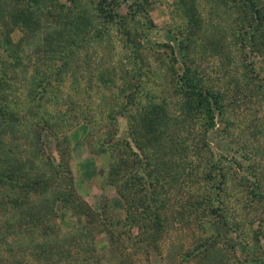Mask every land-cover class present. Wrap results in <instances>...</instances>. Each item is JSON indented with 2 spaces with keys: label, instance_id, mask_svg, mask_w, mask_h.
Here are the masks:
<instances>
[{
  "label": "rangeland",
  "instance_id": "1",
  "mask_svg": "<svg viewBox=\"0 0 264 264\" xmlns=\"http://www.w3.org/2000/svg\"><path fill=\"white\" fill-rule=\"evenodd\" d=\"M244 1L10 0L13 11L10 18H4V26L9 29L8 39L24 48L18 56L8 53L18 65L6 72L7 77L14 76L11 82L16 84L15 94L8 90L5 103L15 119L5 111L0 113V172L20 168L24 175L19 179L23 185L13 193L7 186L10 179L0 174V264H217L220 260L233 264L241 259L264 264V195L258 194L264 192V47L248 44L245 29L236 28L245 12L255 17ZM251 1L264 11V0ZM22 22L39 31L35 41L33 36L20 40L23 35L17 23ZM61 25H67L72 37L84 39L82 60L72 59L74 64L67 67L62 61H53L51 55H60L48 51L40 35L41 27ZM6 56L1 47L0 65ZM52 64L49 74L42 78L47 74L43 69ZM134 66L139 68L135 72ZM186 68V75L218 92L225 105L223 114L215 110V126L206 133L203 113L201 117L186 111L196 99L189 95L186 110L179 109L185 96L177 84L182 83ZM66 69L70 70V80L61 83L56 101L38 99L43 79L58 70L65 75ZM99 71L118 92H108L112 98L118 95L116 100L98 96L103 92L97 93ZM127 73L131 74L126 84L131 91H127L135 92L134 88L141 86L134 97L120 91L123 80H128ZM31 88L36 89L35 94ZM164 100L169 113L185 129L175 143L182 145L181 152L187 147L190 154L189 163H179V180L167 172L175 181L168 180L165 188L173 186L174 191L169 192L183 207L202 195L214 196L220 182L211 172L216 165L225 183L223 209L214 217L203 205L185 216L189 220L177 230L166 226L153 230V240L145 237L142 227L119 235L125 231L122 224L116 225L124 218L123 200L115 185L105 179L108 158L95 152L105 147L101 145L105 144L104 136H110L111 144L114 140L128 142L136 150L130 136H136L138 126L132 116L139 112V105ZM110 103L118 105L109 113ZM120 104L128 107L119 112ZM73 114L78 115L74 123L69 120ZM41 122L46 123V130L41 129ZM146 137L139 140L149 149L146 152H158V146ZM205 139L208 146L203 145ZM119 149L125 157L128 148L120 144ZM8 157L14 166L7 165ZM175 160L178 163L181 159ZM236 160L250 176L237 169ZM44 172L50 177L46 188L42 184L34 191L32 180L27 179L31 176L35 180ZM249 181L259 188L248 186ZM71 189V200L63 205V194ZM250 190L260 199L252 197ZM174 206L177 210L175 201ZM42 213L49 218L42 221ZM46 233L59 234L72 243L49 253L50 247L40 242ZM206 248H213L215 253L202 263L194 256H202ZM180 249V257H173ZM187 249L190 254L183 256Z\"/></svg>",
  "mask_w": 264,
  "mask_h": 264
},
{
  "label": "trees",
  "instance_id": "2",
  "mask_svg": "<svg viewBox=\"0 0 264 264\" xmlns=\"http://www.w3.org/2000/svg\"><path fill=\"white\" fill-rule=\"evenodd\" d=\"M247 4L248 5H245L250 7L252 13L255 14V17H253L252 14L248 16V14H245V12L242 17L237 20L238 22H236V28L241 27L245 29L243 34H245L244 38H246L248 44L257 46V43H259L262 47H264V11H262L261 8L258 7V5L254 1L247 0ZM12 11V2L10 3V0H0V49L1 47L4 48L5 53L7 54V58H5L6 61L2 62V64L0 65V98L3 100L2 104L0 100V113L2 111H5L8 113V115L11 116V118L15 119L13 117L14 113L8 112V108L5 107V103L8 100L6 96H9L8 90H10L13 95L16 92V84L11 82V79H14V76L11 75L10 77H7L6 72L13 70L12 68L15 69L18 66L16 65V63H14V61L12 62V58H10L12 56L8 53L12 52L14 53V55L18 56L17 52L19 50H22L24 47H17L16 43L14 44L12 41H10V39H8V37H10L8 36L7 32L9 31V29H6V27L4 26L6 24L4 22V18H10V12L12 13ZM11 25L9 24V28L11 27ZM17 25V29L23 35L20 39L21 41H24L25 39L29 38V36H33V40L35 41V36L39 32L35 29V26H33L32 24H23V22L20 24L17 23ZM41 28L43 32H40V35L43 36V40L45 41L47 50L53 51L60 55V58H56L53 55L50 56L54 58L53 61H56L55 63L62 61V64L67 67L73 62V60L74 62L82 60L80 57V49L82 48L84 39L82 37H72L71 30H68L67 25H61V27L59 26L57 28H50L47 26ZM32 41H29L28 44H30ZM47 43H49L50 46H47ZM36 46L39 47L38 41L36 42ZM54 46L55 48H53ZM185 59L186 58L184 57V60ZM74 62L72 64H74ZM27 65L28 64H25V67ZM47 68L48 70H46V68L43 69L47 74H42V78H46V75H48L50 70L53 68V64L51 67L50 65H48ZM138 69V67L134 66V70L132 71L135 72ZM187 69L188 68H186V70L184 71V75L181 76L182 79H180V81L182 83L177 84L179 92H182L185 96V100L180 103L179 109H181L183 112L184 110H186V107L190 104L189 95L196 99L191 104L190 108H188L186 111L193 116L200 115L201 117L203 113L206 123L204 133H206V129L215 126V110L217 109L220 114H223L222 111L225 105L224 103H222V99L217 96L218 92H215L210 89L208 90V88L202 84L201 80L200 83H196L189 74L186 75ZM66 71L67 74L65 75H63L62 70H58L57 74L51 72L52 75H50L48 79H43V85L38 99H53L54 101H56V94L61 89V83L65 80H70V70L66 69ZM125 76L128 78V80L126 82L123 80L124 85L121 87L120 91L128 97H134L135 93H138L141 90V86L139 88V85H137L134 88L135 92H129L131 90L127 88L126 84L128 83L131 74L127 73ZM105 79V73L99 71L97 75V93H100L102 90L103 92L100 93V95L98 96L102 99L116 100L118 98V95L115 98L114 96L112 98V96L108 94V92L113 95L117 94L118 92L112 89L110 82H106ZM32 81L35 83V78H33ZM52 83L57 85L54 86L52 85ZM31 89H33L31 90V93L35 94L36 89ZM87 93L89 94V90H87ZM59 99L60 98H58V100ZM166 102V100L162 102L151 101L147 104L144 103L138 106L139 112L132 116V119L136 121L138 129L136 130V136L135 133H131L130 136L132 145L134 146V148H136V150L130 148L131 145L130 143L128 144V142L124 144L123 142L114 140L111 144L109 138L110 136L108 138L104 136L103 141L105 142V144L101 143V145L105 147L103 148L101 146L100 150L95 152L99 156H102V158H108L109 169L106 172L105 179L108 180V182H110L111 184L115 185L121 199L123 200L124 218L118 220L116 222V225L122 224V226H124L123 228L125 229V231L121 230L122 232H120L119 235H122L121 233H125L126 231L128 232V230L132 227H142L146 230L145 237L151 240V237L156 234L154 233L151 236V232H153V230H155V232L160 231L163 230L165 226L169 229L177 230L179 225H183L185 221L189 220V218H186L185 216L189 217L190 214L194 213L198 208L203 205H206L210 209L211 214L214 217H218V211L221 213L219 209H223L222 204L224 203V200L222 199L224 198L222 197L221 192L225 191V188L223 187L225 183L221 180L223 179V176H220L221 172L220 170H217L216 165H214V169H212L211 172L214 175L219 176L218 178L220 179V182H217V184L219 185L216 187L217 190L214 196L202 195L201 199H198L196 202L189 204V207H183L181 204L178 203V198H176V196L174 197V195L169 192L171 190L174 191L173 186L171 185L165 188L166 184L168 183V180L173 183L175 181L174 176H168L167 172H171L172 175H175V177H177L179 180L180 176H182L181 174H178V170L182 169L179 163H189V160L187 158L190 157L187 147H185L186 151L185 149H182L184 151L181 152L182 145H180L179 142L175 143V139L179 138V132H183L185 129H181L177 117L174 118L169 113V110H167L168 107ZM117 105V103H110V107L108 110L109 113L111 112V110L117 107ZM126 107H128L126 104H120L118 106L119 112H121L122 109H125ZM70 110L74 109L70 107ZM200 110L202 111L200 112ZM64 115H67V111H64ZM73 115L74 117L69 120L74 123L78 120V115ZM39 123L40 122L38 121V124ZM41 123L44 124L41 126V129L46 130V123ZM137 132L140 133L139 138ZM24 135L26 137L28 136L27 134H23V136ZM147 135L148 137H146ZM143 137H146L148 139L151 138L152 143L158 146V152L152 154H149V152L147 153L146 150L149 149L142 145L143 142L139 141ZM185 141L186 139H184V142ZM203 141V145L208 146L207 139ZM120 144L122 146L125 145V147L128 148V150L125 151V157L121 156V150H123V148L121 150L119 149ZM195 152H197V150ZM1 155H3V153ZM6 156L7 155H4V160H2L3 163H5L6 161ZM175 157L180 158L181 160L177 163L178 159L175 160ZM7 160V165L14 166L12 158L8 157ZM141 160H143V162ZM235 166L237 167V169H239V171H242L245 175L250 176L249 173L245 170V168L241 166L239 160H236ZM17 172H19L18 176ZM0 174L10 179L11 184H7V186L13 193H17L18 188L23 185V183L19 181V179L23 177L24 171H22V169L20 170V168L18 171L13 169L11 171H7L6 169H3L1 170ZM49 179L50 177H48L44 172L41 174H37V178L35 180H33L31 176L27 180H32L33 185L31 186V188L34 189V191H37L38 189L35 186H41L43 184V187L45 189ZM211 179L212 176H209V180ZM247 184L248 186L249 184H252V186L255 185L254 182L250 183V181ZM255 186L256 189L259 188V186ZM255 186L253 187L254 189ZM71 187L73 188V185H71ZM73 191L74 190L71 189L70 192H66L63 194L61 201L63 205H67L68 202H70L71 197L73 195ZM253 191L254 190H250V192H248L252 195V197H255L257 200L260 199L258 197V194L260 196L264 195V192L257 194L255 191ZM176 192H178V190ZM174 201L177 204V210L176 206H174ZM186 208L189 209V211L185 210ZM45 213H42L41 217H39L42 219V221L49 218L47 217L49 213ZM204 222L209 223L206 219H204ZM40 242L43 244L46 243L47 246L50 247L49 253H52L51 251L58 252L60 251L59 249H66V246L68 247L70 246V242L72 243V239L70 240L69 238L61 237L59 234L50 235L46 233L43 234V238L42 240H40ZM213 250V248H206L205 254H203L202 256H197L198 254H201L197 253L194 257H199L200 262L202 263L204 261L206 262V260L212 258L213 253H215L213 252ZM182 251V249L178 250L173 255V257H175L176 255L179 256ZM216 251L218 255H220L219 250ZM187 254H190V250L188 249L184 250L182 255L188 256ZM95 261H97L96 258ZM113 264H129V262L124 263L122 261H119L118 263L115 262ZM217 264H222V261L220 260L219 262H217ZM233 264L250 263H247L246 260L241 259L238 260V263ZM253 264L257 263L253 262Z\"/></svg>",
  "mask_w": 264,
  "mask_h": 264
}]
</instances>
